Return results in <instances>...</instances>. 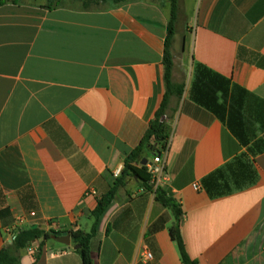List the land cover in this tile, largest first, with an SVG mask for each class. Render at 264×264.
<instances>
[{
    "label": "crops",
    "instance_id": "0c3cea01",
    "mask_svg": "<svg viewBox=\"0 0 264 264\" xmlns=\"http://www.w3.org/2000/svg\"><path fill=\"white\" fill-rule=\"evenodd\" d=\"M179 6L173 81L185 89L170 101L164 173L159 184L151 179V190L134 176L117 187L114 171L140 144L166 93L169 0L88 10L70 0L0 6V251L12 245L18 218L45 231L55 224L62 233L90 232L98 200L117 187L91 240L92 263L184 264L170 235L175 216L156 199L162 188L181 208L191 260L264 264V153L255 159L254 185L219 198L195 190L245 149L189 98L201 64L264 101V0ZM49 241L37 242L40 253L25 264H83L73 245L50 260L67 247Z\"/></svg>",
    "mask_w": 264,
    "mask_h": 264
},
{
    "label": "trees",
    "instance_id": "16d2710c",
    "mask_svg": "<svg viewBox=\"0 0 264 264\" xmlns=\"http://www.w3.org/2000/svg\"><path fill=\"white\" fill-rule=\"evenodd\" d=\"M70 1L78 2L83 9L88 10L100 4L108 2L121 4L128 0ZM5 2L6 0H0V6ZM48 2L52 3L53 7H58L63 0H48ZM169 3L171 16L164 50L166 93L140 144L127 156L121 175L117 179V187L122 183L123 176H134L138 178L144 189H152L151 177L147 173L146 166H142L141 163L150 155L156 156L166 151L171 133L169 126L171 118L168 116L167 110L171 99L181 97L185 89L183 84H176L173 81L174 58L172 48L180 11L179 0H169ZM189 98L220 120L239 142L241 148L245 149V152L238 155L223 168L205 178L203 189L211 198H219L254 185L258 179L255 159L264 153V101L201 64L194 67ZM117 187L112 188L98 200L97 207L91 214L94 223L90 232H71L72 245L79 247L75 252L80 255L83 264H93L91 240L96 234L101 218L115 199ZM156 199L170 209L175 216L176 223L170 228V235L178 247L182 262L184 264H197L190 259L181 234L180 226L183 214L180 206L162 188L157 190ZM57 233L62 232L45 231L38 227L19 231L14 243L0 251V264H16L18 262L16 254L20 250L28 248L36 241H41L42 246L45 241L52 240V235Z\"/></svg>",
    "mask_w": 264,
    "mask_h": 264
},
{
    "label": "built area",
    "instance_id": "2783aa9c",
    "mask_svg": "<svg viewBox=\"0 0 264 264\" xmlns=\"http://www.w3.org/2000/svg\"><path fill=\"white\" fill-rule=\"evenodd\" d=\"M166 154V151L163 154L160 155H156L153 157L152 162H148V164L146 165L147 168V172L148 174L151 176L152 179V183L154 185H156L157 183H160L161 178L163 177V173H164V167H163V162H164V156ZM123 166H119L115 171H114V176L117 178L121 175V172L123 170ZM194 189L197 191L202 190V186L200 184H194L193 185ZM94 194V193H93ZM32 217L35 216V213L31 214ZM25 219L24 218H18L15 222L14 228H12V231H10V236H9V240L7 242L8 245L13 244L14 241L16 240L17 234L19 231L21 230H25L28 229L30 227H26L25 226ZM49 230H53L58 232L59 228L55 225V224H49L48 225ZM48 230V231H49ZM37 242H33L28 248L32 250L31 255L36 258L38 256V254L40 253V245L38 246ZM67 248H65V250L62 251H58L56 253H58L59 255H63L69 252V247L66 246ZM145 258L147 260H152L153 259V255L149 252H146L145 254Z\"/></svg>",
    "mask_w": 264,
    "mask_h": 264
},
{
    "label": "water",
    "instance_id": "95a60500",
    "mask_svg": "<svg viewBox=\"0 0 264 264\" xmlns=\"http://www.w3.org/2000/svg\"><path fill=\"white\" fill-rule=\"evenodd\" d=\"M148 159H144L142 161V166H146L148 164ZM34 229L37 228V226L33 227ZM52 240L56 241L59 244H62L64 246L70 247L72 245V235L70 232H63V233H57L52 235ZM79 247H74V250H78Z\"/></svg>",
    "mask_w": 264,
    "mask_h": 264
},
{
    "label": "clouds",
    "instance_id": "9594fccd",
    "mask_svg": "<svg viewBox=\"0 0 264 264\" xmlns=\"http://www.w3.org/2000/svg\"><path fill=\"white\" fill-rule=\"evenodd\" d=\"M28 252H29V256L23 258L22 261H21V264H25V260L31 259L32 250L29 249ZM58 258H59V254L58 253H49V259L50 260H54V259H58ZM33 264H34V261H33Z\"/></svg>",
    "mask_w": 264,
    "mask_h": 264
},
{
    "label": "rangeland",
    "instance_id": "374dc122",
    "mask_svg": "<svg viewBox=\"0 0 264 264\" xmlns=\"http://www.w3.org/2000/svg\"><path fill=\"white\" fill-rule=\"evenodd\" d=\"M51 244H56L54 241H49Z\"/></svg>",
    "mask_w": 264,
    "mask_h": 264
}]
</instances>
